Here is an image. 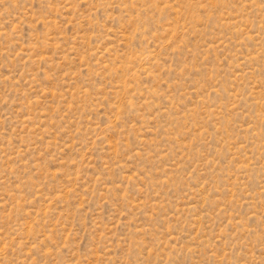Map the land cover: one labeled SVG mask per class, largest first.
<instances>
[{"label": "rangeland", "instance_id": "obj_1", "mask_svg": "<svg viewBox=\"0 0 264 264\" xmlns=\"http://www.w3.org/2000/svg\"><path fill=\"white\" fill-rule=\"evenodd\" d=\"M0 264H264V0H0Z\"/></svg>", "mask_w": 264, "mask_h": 264}]
</instances>
